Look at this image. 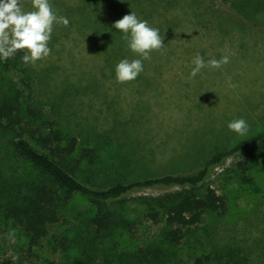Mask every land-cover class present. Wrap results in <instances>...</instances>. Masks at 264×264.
Instances as JSON below:
<instances>
[{
	"label": "rangeland",
	"instance_id": "1",
	"mask_svg": "<svg viewBox=\"0 0 264 264\" xmlns=\"http://www.w3.org/2000/svg\"><path fill=\"white\" fill-rule=\"evenodd\" d=\"M217 1L221 0H136L137 17L159 30L165 46L143 60V71L135 80L121 83L116 79L117 64L141 57L126 47L116 29L108 42L109 1L49 0L70 23L54 24L50 54L26 65L30 89L23 72L6 68L0 57V111L22 95V117L30 128L41 127L46 133L53 128L75 137L78 156L92 150V168L103 186L196 172L217 152L264 128V0ZM20 5L24 12L34 10L32 0H20ZM197 54L205 61L229 56L230 62L219 69L204 67L190 78ZM229 78L235 88L229 86ZM28 109L36 112L34 116L28 117ZM241 118L249 125L243 136L228 129L229 122ZM8 136L0 133V180L14 170L20 175L27 170L21 160L8 157ZM260 158L236 155L212 172L199 195L215 189L227 201L228 212L205 215L180 245L173 246L169 264H194L198 257L225 247L248 257L250 263L243 262L246 258L241 263L264 264ZM175 191L155 188L127 196L126 222L133 231L127 228L113 243L121 241L130 248L157 240L163 223L147 218L143 198ZM96 213L87 199L76 195L59 225L34 248L21 227L0 221V264H81L76 252L65 251L63 245L71 246L69 239L82 234L90 240ZM112 260L114 264L109 256L98 264Z\"/></svg>",
	"mask_w": 264,
	"mask_h": 264
},
{
	"label": "trees",
	"instance_id": "2",
	"mask_svg": "<svg viewBox=\"0 0 264 264\" xmlns=\"http://www.w3.org/2000/svg\"><path fill=\"white\" fill-rule=\"evenodd\" d=\"M108 1L107 26L110 29L107 30L108 42L111 43L116 36L112 27L114 22L131 11L136 13L137 9L136 0ZM217 2L223 4L224 0ZM119 35L123 34L120 32ZM23 55L24 50L18 51L13 57L3 59V62L6 68L22 71L27 81L26 87L30 89L31 79ZM21 96L19 94L17 98L10 99L0 111V133L11 135L5 145L8 157L19 159L27 165L24 175L14 170L12 174L1 177L0 221H13L21 227L30 236V247L34 248L49 236L51 227L59 225L63 211L76 195L84 197L97 211L92 220L95 229L93 237L85 240L83 234L78 235L69 239L71 246L67 241L64 244L68 245H63L65 251L71 249L76 252L75 256L81 264H98L100 259L107 260L109 256L114 257V264L171 263L173 246L180 245L205 215L225 216L228 212L227 201L215 189L208 188L205 196L199 195L212 172L240 154L250 153L264 160L263 128L233 147L217 152L194 173L144 177L103 186L99 184V174L92 168V150L78 156V140L75 137L68 138L62 131L53 128L48 133L41 127L31 129L29 122L22 117L26 113L22 109ZM26 111L28 117L36 113L34 110ZM85 159L89 160L87 164L83 163ZM155 188L178 190L143 198L147 218L158 224L163 223L158 239L145 246L134 245L130 248L121 241L113 243V238L125 234L130 227L126 222L130 215L126 207L127 196ZM244 258L246 261L243 262L248 263V257L241 250L225 247L198 257L194 264H246L239 262ZM112 263L113 260L106 264Z\"/></svg>",
	"mask_w": 264,
	"mask_h": 264
},
{
	"label": "clouds",
	"instance_id": "3",
	"mask_svg": "<svg viewBox=\"0 0 264 264\" xmlns=\"http://www.w3.org/2000/svg\"><path fill=\"white\" fill-rule=\"evenodd\" d=\"M32 7L33 11L24 12L20 0H0V57L3 59L7 60L24 50L23 62L26 65L35 64L51 52L48 42L53 25L62 24L66 27L70 23L68 18L53 10L49 0H32ZM112 27L123 34L126 47L141 57L131 61L121 60L115 69L116 79L121 83L135 80L143 71V60L150 59L153 50L164 48V37L160 36L158 29L150 27L147 21L140 20L132 11L114 22ZM229 62V56L205 61L197 54L190 78L195 77L204 67L219 69ZM229 86L236 87L230 82V78ZM228 129L243 136L249 131V125L241 118L229 122ZM8 235L12 239L14 232Z\"/></svg>",
	"mask_w": 264,
	"mask_h": 264
}]
</instances>
